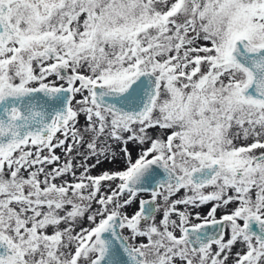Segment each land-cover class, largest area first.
I'll list each match as a JSON object with an SVG mask.
<instances>
[{
  "label": "rangeland",
  "instance_id": "obj_1",
  "mask_svg": "<svg viewBox=\"0 0 264 264\" xmlns=\"http://www.w3.org/2000/svg\"><path fill=\"white\" fill-rule=\"evenodd\" d=\"M1 1L16 35L0 45V85H71L72 97L48 138L0 156V235L13 252L0 264H88L108 214L120 216L121 235L145 264H208L186 262L179 234L193 220L182 205L209 194L187 181L152 193L124 188L148 158L172 168L179 160L177 175L218 162L205 192L220 191L217 207L229 214L221 240L232 244H222L219 264H264V242L241 232L247 216L264 220V159L252 160L264 153V108L241 99L245 74L227 58L236 36L264 44V0ZM44 46L54 57L32 53ZM142 70L158 75L144 117L90 98L91 84L120 88ZM151 199L154 213L140 219L139 203Z\"/></svg>",
  "mask_w": 264,
  "mask_h": 264
},
{
  "label": "water",
  "instance_id": "obj_2",
  "mask_svg": "<svg viewBox=\"0 0 264 264\" xmlns=\"http://www.w3.org/2000/svg\"><path fill=\"white\" fill-rule=\"evenodd\" d=\"M53 2L41 3L40 11L48 14ZM8 4L0 0V45L11 35H16L9 27ZM33 54L54 57L50 47L32 50ZM227 58L245 74L244 82L237 91L242 100L264 108V44H252L243 36L232 39ZM158 75L148 70L139 71L120 88H104L91 84L90 98L100 107L129 118L140 119L150 110L155 94ZM72 97L71 85L48 87L38 84L33 87L0 85V156H6L14 148L28 139L39 143L64 124L69 116V101ZM264 159V153L252 160ZM219 164L210 161L191 168L187 179L196 186H204L219 172ZM241 175L242 171H235ZM181 178L175 176L157 159L149 158L136 166L126 177L123 186L132 192H154L157 185H167ZM140 213L147 218L154 211L152 201H143ZM220 221L203 223L200 227H186L185 235H193L199 240L216 238L211 231H220ZM121 218L118 214H108L95 229L93 242L97 253L88 264H141L140 254L133 250L121 235ZM243 234L264 242V220L258 216H247ZM13 255L6 240L0 235V261Z\"/></svg>",
  "mask_w": 264,
  "mask_h": 264
},
{
  "label": "flooded vegetation",
  "instance_id": "obj_3",
  "mask_svg": "<svg viewBox=\"0 0 264 264\" xmlns=\"http://www.w3.org/2000/svg\"><path fill=\"white\" fill-rule=\"evenodd\" d=\"M9 27H10V30H12V32H15V31H13L11 25H9ZM12 37H14V36L13 35L9 36L6 39L5 43H7L9 40H11ZM24 87H26V86H24ZM30 87H33V86H30ZM28 141H30V140H28ZM15 149L12 150V152L9 155H13V153H15ZM186 154H187L186 155L187 161H190L191 160V156L188 153H186ZM160 163L164 167H166L168 170H170L175 176H178V177L181 178V182L179 184H175L174 180H171V182L169 184H167V185H164V186L160 185L161 187L172 186V185H174L175 187H179V185L181 183L184 184L185 181H187L186 184H188L187 185V186H189L188 188H191L194 191L197 190L196 194L199 195L201 192L204 193V194H206V193L209 194L207 196H204V198H195V199H192L193 201H191L190 203L188 202L189 204L188 203L187 204L184 203L182 205V207H184L183 209L185 211H188L189 212L188 214L191 215V219H193L192 221L186 223L185 225H183L181 227V231H180V234H179L180 235L179 240L184 243L185 248H186V253H188V256L186 258V262L204 260V262H206V263L209 262L208 264H210V263L211 264H219L220 263L219 260L221 259L220 257H221L223 248L224 247H226V248L230 247L232 242H230V241H222L221 240V238L223 236L222 234L225 231L224 227H225V225L227 223V219H228L227 217L229 216V214L226 213V215L224 216V214H222L223 209H220L219 207H217V205L218 206L222 205L223 202H225L224 199H221V197H218V195H221L220 191H218L216 188H214V189H212L211 192H205L206 187L212 185V179L214 177L206 185H204V186H196V185H193V184L189 183V181L187 179V176H188L189 170L191 168L197 166V165H200V163L194 165L193 167H190L189 170L186 173L181 171L180 175H177L175 173V171L178 170V168H176V167H179L180 164H181V162L179 160H176L175 163H173L175 168H172V167L168 166L164 162H160ZM202 164H206V163H202ZM158 186L159 185H157L156 187H158ZM143 193H150V192H143ZM144 201H152L153 204H154V201L152 199L151 200H144ZM140 203L138 205V209H139ZM229 205H232V204H230L229 202H228V204L225 203V206L228 207ZM233 206H234V204H233ZM154 211H155V204H154ZM154 211H153V213H154ZM139 212H140V210H139ZM140 214H141L140 219H147L149 216L152 215V214H150L147 218H145V216L142 213H140ZM200 216H202V217L200 218ZM213 221H220L221 222L220 223L221 224V228H220V231L218 232V234H217V231H211L210 232V235H216V238H214V239L208 238L207 240L203 241V240L197 239V237H195L193 235H185L183 233V230L186 227H200V226L203 225V223H208V222H213ZM233 230H234L235 233H238V228L237 227H236V229H233ZM241 231H242V229H241ZM223 243H225L226 246L223 247V245H222ZM205 253H207V255L210 257V261L209 260L205 261V258L203 259L201 257V254H205ZM139 254H140L141 259H142L141 264H145V261L143 259V254L140 253V252H139ZM185 257L186 256H184L183 259ZM182 263H185L184 260H182Z\"/></svg>",
  "mask_w": 264,
  "mask_h": 264
}]
</instances>
